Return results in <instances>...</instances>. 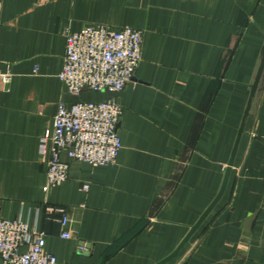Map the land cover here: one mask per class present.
<instances>
[{"label": "crops", "instance_id": "obj_1", "mask_svg": "<svg viewBox=\"0 0 264 264\" xmlns=\"http://www.w3.org/2000/svg\"><path fill=\"white\" fill-rule=\"evenodd\" d=\"M0 22L2 217L43 231L57 264H264V0H0ZM97 24L141 30L142 60L122 91L73 95L65 32ZM113 96L116 163L63 152L46 190L60 103Z\"/></svg>", "mask_w": 264, "mask_h": 264}, {"label": "built area", "instance_id": "obj_2", "mask_svg": "<svg viewBox=\"0 0 264 264\" xmlns=\"http://www.w3.org/2000/svg\"><path fill=\"white\" fill-rule=\"evenodd\" d=\"M1 24V22H0ZM64 65L60 80L69 93L84 91L118 93L135 77L142 60L143 32L132 27L113 29L104 24L88 25L80 31L67 30ZM0 78L8 81L10 75ZM123 108L113 96L103 101L61 102L54 116L53 133L41 138L40 152L48 155L45 189L68 178L71 160L91 165H113L123 147L119 124ZM87 189V185L85 186ZM61 212L49 207V212ZM63 237H69V217L57 219ZM45 233L21 218L0 215V258L3 264H57V257L45 250ZM26 247V249H23Z\"/></svg>", "mask_w": 264, "mask_h": 264}, {"label": "water", "instance_id": "obj_3", "mask_svg": "<svg viewBox=\"0 0 264 264\" xmlns=\"http://www.w3.org/2000/svg\"><path fill=\"white\" fill-rule=\"evenodd\" d=\"M263 70H264V58H263V61H262V65H261V67H260V71H259V74H258V78H257L256 86H257L258 82L260 81V78H261V76H262Z\"/></svg>", "mask_w": 264, "mask_h": 264}]
</instances>
